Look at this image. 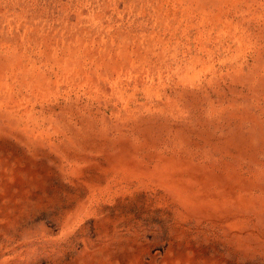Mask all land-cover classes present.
Here are the masks:
<instances>
[{
	"label": "rangeland",
	"instance_id": "rangeland-1",
	"mask_svg": "<svg viewBox=\"0 0 264 264\" xmlns=\"http://www.w3.org/2000/svg\"><path fill=\"white\" fill-rule=\"evenodd\" d=\"M0 264H264V0H0Z\"/></svg>",
	"mask_w": 264,
	"mask_h": 264
}]
</instances>
